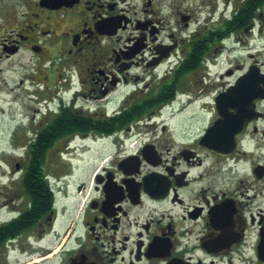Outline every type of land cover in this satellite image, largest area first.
Instances as JSON below:
<instances>
[{
	"label": "flooded vegetation",
	"instance_id": "flooded-vegetation-1",
	"mask_svg": "<svg viewBox=\"0 0 264 264\" xmlns=\"http://www.w3.org/2000/svg\"><path fill=\"white\" fill-rule=\"evenodd\" d=\"M1 2L0 264H264V0ZM97 144L59 203L54 156Z\"/></svg>",
	"mask_w": 264,
	"mask_h": 264
},
{
	"label": "rangeland",
	"instance_id": "rangeland-1",
	"mask_svg": "<svg viewBox=\"0 0 264 264\" xmlns=\"http://www.w3.org/2000/svg\"><path fill=\"white\" fill-rule=\"evenodd\" d=\"M4 3L0 4V15L5 11ZM29 61L27 57H16L11 61H6L0 65V169L7 171V163L4 160L2 153L9 148L10 138L8 129L10 125V119L14 116L23 114V105L21 101V94L24 92V88L18 87L20 80L25 78V64ZM13 89V90H12ZM192 108H189L187 113ZM179 110V107L174 108V111ZM175 116L180 114L174 113ZM165 124H160V126ZM79 144V143H78ZM103 145H94L93 152H79V149L70 153V149L63 153L54 156V170L52 184L59 186L60 193L57 198L61 202H65L68 206H71V180L80 179L86 176L89 165H94L97 161L95 157L102 149H105ZM107 152L105 156L108 154ZM8 155V154H6ZM21 152L14 154L15 158L21 157ZM8 157V156H7ZM71 160L74 162L75 169L74 174L71 177ZM97 160H99L97 158ZM91 166V167H92ZM90 173V172H89ZM63 175V176H61ZM0 201H4L0 196ZM5 215L4 211L0 212V217Z\"/></svg>",
	"mask_w": 264,
	"mask_h": 264
},
{
	"label": "trees",
	"instance_id": "trees-1",
	"mask_svg": "<svg viewBox=\"0 0 264 264\" xmlns=\"http://www.w3.org/2000/svg\"><path fill=\"white\" fill-rule=\"evenodd\" d=\"M42 142H43V144H47L48 140H44ZM31 167H32V171H30V173H29V175L31 176L30 179H34V180L38 181L40 177H39V175L36 174V171H35L36 170V166H35V164L33 163ZM36 185H37V182H36ZM34 190H35V193L33 192V195H35V196H45V197L47 196L46 192H43L42 189H40L38 187H33V191Z\"/></svg>",
	"mask_w": 264,
	"mask_h": 264
},
{
	"label": "snow or ice",
	"instance_id": "snow-or-ice-1",
	"mask_svg": "<svg viewBox=\"0 0 264 264\" xmlns=\"http://www.w3.org/2000/svg\"><path fill=\"white\" fill-rule=\"evenodd\" d=\"M215 135H216V130L214 129V130H212V133H211V135H210V139H214L215 138Z\"/></svg>",
	"mask_w": 264,
	"mask_h": 264
}]
</instances>
